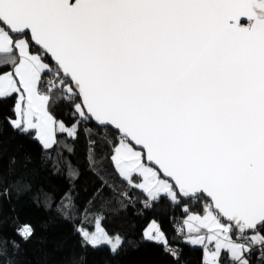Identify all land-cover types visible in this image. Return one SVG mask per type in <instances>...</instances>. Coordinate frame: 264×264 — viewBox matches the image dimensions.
I'll return each mask as SVG.
<instances>
[{"label":"snow or ice","instance_id":"obj_1","mask_svg":"<svg viewBox=\"0 0 264 264\" xmlns=\"http://www.w3.org/2000/svg\"><path fill=\"white\" fill-rule=\"evenodd\" d=\"M13 96L9 123L45 150L83 130L97 195L145 209L167 199L202 264H264V0H0V98ZM93 122L119 185L103 174ZM94 203L78 209L69 192L58 211L82 213L81 247L117 254L125 241L102 214L83 226ZM143 236L179 261L158 223Z\"/></svg>","mask_w":264,"mask_h":264},{"label":"trees","instance_id":"obj_2","mask_svg":"<svg viewBox=\"0 0 264 264\" xmlns=\"http://www.w3.org/2000/svg\"><path fill=\"white\" fill-rule=\"evenodd\" d=\"M15 102V96L0 98V264H202V248L185 243L186 236L176 231L178 222L185 218L180 208L165 198L153 209H145L139 202L120 203L122 198L107 187L97 195L101 180L86 160L87 140L83 130L75 141L66 134H58V145L45 150L34 134L21 133L9 123L10 119H16ZM55 114L71 125L68 110L58 109ZM89 127L93 129L92 138L97 140V158H105L103 174L112 184L119 185L120 179L107 159L110 148L100 139L98 127L94 123ZM107 135L114 139L111 131ZM64 144L72 145L73 151L65 150ZM69 162L79 170L74 179L66 171ZM69 192L78 209L95 200L83 226L94 230V214H102L106 231L125 241L117 254H112L108 246L95 250L81 247L75 229L81 226L82 213L73 210L66 218L58 211L59 202ZM189 207L190 211L201 212L202 202ZM153 221L160 225L169 245L179 250L178 262L162 245L144 239V230ZM21 225H30L34 230L27 242L18 234Z\"/></svg>","mask_w":264,"mask_h":264},{"label":"crops","instance_id":"obj_3","mask_svg":"<svg viewBox=\"0 0 264 264\" xmlns=\"http://www.w3.org/2000/svg\"><path fill=\"white\" fill-rule=\"evenodd\" d=\"M195 247H199V246H195Z\"/></svg>","mask_w":264,"mask_h":264},{"label":"water","instance_id":"obj_4","mask_svg":"<svg viewBox=\"0 0 264 264\" xmlns=\"http://www.w3.org/2000/svg\"><path fill=\"white\" fill-rule=\"evenodd\" d=\"M95 124V122H93ZM96 125V124H95Z\"/></svg>","mask_w":264,"mask_h":264},{"label":"rangeland","instance_id":"obj_5","mask_svg":"<svg viewBox=\"0 0 264 264\" xmlns=\"http://www.w3.org/2000/svg\"><path fill=\"white\" fill-rule=\"evenodd\" d=\"M106 246V245H105ZM109 247V246H108Z\"/></svg>","mask_w":264,"mask_h":264}]
</instances>
